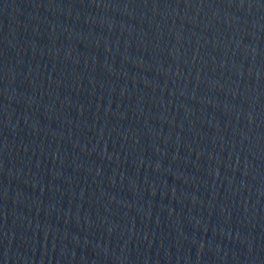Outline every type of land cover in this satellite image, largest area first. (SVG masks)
<instances>
[{"label":"water","instance_id":"95a60500","mask_svg":"<svg viewBox=\"0 0 264 264\" xmlns=\"http://www.w3.org/2000/svg\"><path fill=\"white\" fill-rule=\"evenodd\" d=\"M0 264H264V0H0Z\"/></svg>","mask_w":264,"mask_h":264}]
</instances>
